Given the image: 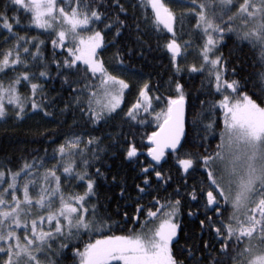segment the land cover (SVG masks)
Here are the masks:
<instances>
[{
  "label": "snow or ice",
  "instance_id": "snow-or-ice-1",
  "mask_svg": "<svg viewBox=\"0 0 264 264\" xmlns=\"http://www.w3.org/2000/svg\"><path fill=\"white\" fill-rule=\"evenodd\" d=\"M178 6L179 15L164 0H137L132 5L142 10L143 22L150 20L156 33H164L158 46L170 54L167 85L174 92L156 111L153 100L162 98L152 93L159 86L146 81L124 114L127 121L140 125L150 123L151 116L156 127L145 133L148 143L143 146L151 159L141 167L142 184L136 185V215L124 212V223L138 227L109 235L106 231L120 225L101 204L98 178L106 174L101 167L95 173L89 169L105 150L102 136L95 133L119 114L125 90L131 89L115 74L117 70L106 66L101 53L133 26L140 40L141 19L133 13L129 24L122 0H111L107 8L98 0H3L0 40L6 46H0V119L9 110L20 120L29 111L42 118L54 116L50 109L55 98L45 103V85L59 79L70 90L60 114L75 117L78 112L84 127L61 143L53 141L56 147L50 159L55 163L50 167L45 157L25 160L15 170L0 164V264H264V0H190ZM189 18L195 19L201 43L193 62L182 64L180 58L186 60L193 46L191 38L183 39ZM32 26L51 37V59L42 47L45 40L28 35ZM113 29V41L106 42ZM231 35L253 52L257 69L253 77H228L229 60L220 47ZM114 55L122 65L120 50ZM231 71L236 77L237 68ZM185 72L189 79L206 72L207 87L219 99L209 103L196 95L190 101L182 83ZM209 113L222 116V121ZM217 129L219 142L209 151L204 141L215 137ZM135 135L131 124L128 132L116 133V139L124 137L129 159L137 156ZM165 164H169L167 175ZM173 170L177 187L171 193L164 188L167 194L161 197V181L167 184ZM112 179L115 182L116 177ZM66 184L81 190H70ZM120 192L123 197L126 188ZM146 197H151L147 206L139 202ZM185 206L187 215L196 216L200 231L212 235L215 243L193 235L179 246L177 255L174 248ZM85 235L88 241L81 248L79 241ZM94 235L98 238L92 239Z\"/></svg>",
  "mask_w": 264,
  "mask_h": 264
},
{
  "label": "trees",
  "instance_id": "trees-1",
  "mask_svg": "<svg viewBox=\"0 0 264 264\" xmlns=\"http://www.w3.org/2000/svg\"><path fill=\"white\" fill-rule=\"evenodd\" d=\"M168 1H178L184 4L190 3V0H168ZM67 2V0H65ZM99 3L104 5V8H107L111 3V0H98ZM125 6L128 9L129 15V24L132 23L131 17L133 13L141 19V30L143 36L140 40H137V31L135 27L125 29L123 34L119 37H116V40L113 41V36L115 29L111 32H107L105 40L113 41V44H109L106 49L101 53L102 58L104 59L106 66L110 70H117L115 74L120 75L122 78L126 79L130 84V91L128 90L123 102L122 110H118V115L114 116V119L109 121L107 125H102L101 130H98L95 134L101 135L103 139L104 151L100 152L99 155L101 159L99 161L92 160V167L89 169L90 172L95 173L96 167H101V170L106 174L103 177L98 178L99 191L101 194V204L103 208L112 215L113 221H116L120 227L114 226L111 231H106V234H127L128 230L132 227H138L133 222L129 221L127 224L124 223L125 217L124 212L127 211L129 217L136 215V201L138 199V190L136 189L137 184H142L143 174L141 173V167H143L147 161V149L143 145H146L147 138L145 133H150L156 127L155 122L151 116H148V121L150 123H145L143 125L136 124L135 122L127 121L125 117V112H127L128 107L135 102L138 89L140 86V79H144L145 82L148 81L155 88L159 86L158 92L154 91L153 96H161V102L153 100V107L156 111H159L160 108L164 107L166 104L167 95L174 92V89H169L167 81L169 75H171L170 67V54L161 46H158V37L164 35L163 32L156 33L152 26L151 22H143V12L139 8H133L132 5L137 2V0H122ZM3 0H0V7H2ZM104 8L101 10L103 11ZM148 14L151 16V9H148ZM11 15V12L9 13ZM123 17V13L120 14ZM179 15V13H177ZM110 17L114 18L113 13H109ZM192 19L187 22V26L183 28L184 34L191 33L192 24L190 23ZM27 25V21H23ZM99 29L103 30V23L98 22ZM177 30H179V25H176ZM191 30V31H190ZM106 31V30H105ZM23 34V33H22ZM28 35L39 36L40 39L45 40V53L51 59L52 45L51 37L44 33V30L37 29L34 26L31 27V31L28 32ZM54 36V33L52 34ZM196 40H199L195 35ZM162 44V41H160ZM0 46L3 45V41L0 40ZM117 49L121 52V58L124 63L121 65L115 58V53ZM131 49V51H129ZM59 52L60 49H57ZM220 51L224 54V57L229 60L228 65V77L237 78L244 80L245 78L253 77V74L257 69L253 67V64L256 62L254 60V54L246 46L244 42L239 41L235 35H231V38H227L222 42ZM66 55V53H65ZM62 59V57H61ZM241 61H243V66H241ZM236 67L238 72L236 77L232 76V68ZM55 66L53 65V75ZM12 75V73H9ZM184 80L182 83L187 85L186 91L191 95L189 100H192V97L199 95L201 99H206L211 103L214 99H219V96H213L211 92H214V89L209 91L207 87V80L205 79L206 75H197L193 74V78L189 79L188 74L182 73ZM73 77V79H77ZM5 82L7 77L4 78ZM202 80L204 81L205 87L201 88ZM144 83V82H143ZM46 92L47 99L45 103L49 100L55 98V105L50 110L55 113L52 117L42 118V114L39 116H34L29 111L28 116L20 120L15 118L11 110L6 118L0 120V164H6L8 167H11L13 170L18 169L22 166L25 160L31 162L34 157H45L47 163L46 167H50L54 160H51L50 157L53 153V149L56 147L57 143L64 141L66 136H70L73 132L79 133L81 128L84 127V122L80 119V115L77 112L75 117L72 113H65L64 115L60 114V109L63 108L64 103L70 99L68 93L69 88L67 85H62L61 80L52 79L46 82ZM249 89H251V84H249ZM22 92H25V89H21ZM197 109L200 107L199 102L196 101ZM30 107V106H29ZM219 112V109H217ZM187 114V113H186ZM142 117L144 113L140 114ZM212 119H220L222 121V116H218L212 113H209ZM75 120V123H74ZM188 123L191 124V116L188 115ZM129 124L132 125L133 130H135V144L138 148L137 156L131 159L126 157V144L124 137L120 136L119 139H116V133L120 132L121 129L124 132L129 131ZM71 126V127H70ZM222 127V123H221ZM219 129H217V135L215 137H209L207 141H204L205 147L209 151H213L216 148V145L219 142ZM111 138H104V137ZM143 137V139H141ZM129 142H131V137H129ZM45 149L47 150V156H45ZM171 161L169 162V164ZM169 164L164 165V171L167 175ZM115 176L116 180L113 182L112 177ZM178 177L175 174V171L172 172V179L165 184L161 181L162 189L159 193L161 197L165 196L167 193L163 190L167 189L168 193H171L173 189L177 187ZM153 183L156 182V177L152 175ZM75 182H73L74 184ZM66 188L70 190L79 191L81 189H74L71 185L66 184ZM121 187L126 188V194L122 197L120 189ZM154 195L156 193H153ZM151 197H146L139 202L145 206L148 205ZM187 200H185V205ZM193 208H195V202H192ZM188 208L184 207L183 213L180 216L182 221L181 230L178 234L179 244L176 245L174 251H177L180 245H183L187 238L192 237L193 235H198L203 237L204 240H208L211 243H215L212 235L208 232H201L199 227V219L196 216L189 217L187 215ZM227 215V214H226ZM199 218H203L202 213H198ZM144 214H141L140 219L143 220ZM98 238L93 236L92 239ZM88 241V236H83L79 241L80 247H83V244ZM217 249L219 245H216ZM177 255L179 252L177 251Z\"/></svg>",
  "mask_w": 264,
  "mask_h": 264
},
{
  "label": "rangeland",
  "instance_id": "rangeland-1",
  "mask_svg": "<svg viewBox=\"0 0 264 264\" xmlns=\"http://www.w3.org/2000/svg\"><path fill=\"white\" fill-rule=\"evenodd\" d=\"M164 2L170 4V6L173 7L174 10H175L177 13H180V8H179L178 5H180V4H184V3H182V2H178V1H168V0H164ZM190 19H192L190 23L192 24V29H193V30H192V31L190 30L191 33L188 32V34H187V33L184 34L183 39H189V38H191L192 41H193V46H192L191 49L188 50L189 55L187 56L186 60H185V58L183 57V55H182V57L180 58L182 64L193 62L194 58H195L196 55H197V51H198V47H197V46H198L199 43H201V41H200V40H196V37H195V33H196V31H197V30L194 28V25H195V19H193V18H189L188 21H189ZM186 26H187V29H189V26H188L187 22L184 23V28H185ZM161 27H162V26H161ZM178 31H179V30H178ZM98 51H100V50H98ZM204 74L207 76V73H206V72H205ZM143 82H145V80H144V79H140V85H141ZM127 91H128V90H125V96H126ZM122 107H123V103H122V105H121V108H122ZM119 111H120V110H119ZM0 120H2V119H0ZM41 171H43V170H41ZM79 191H80V190H79Z\"/></svg>",
  "mask_w": 264,
  "mask_h": 264
},
{
  "label": "water",
  "instance_id": "water-1",
  "mask_svg": "<svg viewBox=\"0 0 264 264\" xmlns=\"http://www.w3.org/2000/svg\"><path fill=\"white\" fill-rule=\"evenodd\" d=\"M147 143H148V141L146 142V145H147ZM148 157V156H147ZM148 159L150 160L151 158L150 157H148Z\"/></svg>",
  "mask_w": 264,
  "mask_h": 264
}]
</instances>
